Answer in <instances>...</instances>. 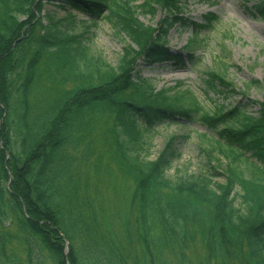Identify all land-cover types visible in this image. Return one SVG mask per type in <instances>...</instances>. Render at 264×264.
I'll use <instances>...</instances> for the list:
<instances>
[{"label": "trees", "instance_id": "16d2710c", "mask_svg": "<svg viewBox=\"0 0 264 264\" xmlns=\"http://www.w3.org/2000/svg\"><path fill=\"white\" fill-rule=\"evenodd\" d=\"M58 1L93 20L105 18L128 42L112 66L84 44L82 35L69 33L75 21L68 27L56 21L42 24L39 34L20 41L27 25L20 19H29L40 0H0V264L125 261L120 244L102 234L94 196H81L79 181L65 191L66 175L75 161L69 147H79L104 116L112 118L113 146L138 186L139 220L145 230L152 227L160 207L166 219L161 239L167 248L174 246L187 224L200 227L191 214L205 215L209 225L200 227L201 236L211 256L218 255L225 264L232 249L244 250L247 264H264V103L257 116L249 113L247 105L208 113L183 83L155 91L138 71L139 61L148 67L173 64L181 70L188 68L187 60L198 68L192 47L174 51L168 45L169 34L187 26L201 33L213 27L217 16L209 13L199 25L184 15L191 0H144L139 6L142 14L154 16L156 6L163 10L154 28L142 23L135 7L123 0ZM249 10L264 20V0ZM31 43L32 53L26 56V45ZM48 54L64 68L61 82L71 86L42 106L41 100L32 101V94L38 66ZM218 80L224 82L209 71L202 78L213 91ZM200 121L222 141L227 183L213 188L212 177L203 173L194 176L190 187L168 179L167 171L181 157L174 144L189 140L190 133L170 135L155 161L143 159L152 144L149 131L169 126L186 129ZM164 188L176 193H164ZM234 194L241 206L235 204ZM11 225L16 228L13 233ZM12 241L23 247L22 260L9 250Z\"/></svg>", "mask_w": 264, "mask_h": 264}, {"label": "rangeland", "instance_id": "374dc122", "mask_svg": "<svg viewBox=\"0 0 264 264\" xmlns=\"http://www.w3.org/2000/svg\"><path fill=\"white\" fill-rule=\"evenodd\" d=\"M123 1L135 7L142 23L157 27L163 16L161 6H156V14L151 16L140 11L139 6L144 0ZM257 2L258 0H191L184 11L188 22L203 24L209 13L217 16V22L211 29L201 33H196L191 26L173 29L168 37V45L174 51H184L191 46L198 68H192L187 60L188 68L181 70L174 69L173 64L148 67L139 61L140 75L152 82L155 91L183 83L185 88L194 92L208 113L247 105L250 114L259 115L260 105L264 103V20L249 10ZM20 20L27 24L20 41L39 34L42 24L56 21L59 25L68 27V22L75 21L76 26L70 28L69 33L82 35L84 44L91 46L96 55L112 66L117 64L128 42L105 18L93 20L91 16L77 12L69 4L58 0H40L33 8V15L29 19L23 17ZM93 21L96 22L95 25ZM31 45L32 43L26 45V56L32 53ZM88 53L91 55L90 51ZM63 71L64 68L56 64L49 54L42 58L32 94L34 103L39 104L41 100V105L45 106L47 99L50 103L58 93L71 86L70 83L61 82L60 75ZM208 71L224 79V82H215L217 91L208 89L202 81ZM255 81L260 84L251 85ZM111 126V117H101L93 133L79 147H69L70 155L75 156V161L73 165L70 164L66 175L69 183L65 191H71V184L79 181L81 196H94L103 236L116 240L125 253V261L117 264H223L224 260L218 255L211 256L210 247L201 236L200 227L209 225V219L205 215L191 214V220L194 218L198 222L196 225L200 227L187 224V230L181 231L174 246L169 245L167 248L161 239L166 234L163 226L166 227V219L160 207L157 217L153 218L154 223L151 222L152 227L144 229L139 220L140 192L136 182L124 170L122 159L113 146V134L109 131ZM184 132L191 134L190 139L174 144V148L180 150L181 157L167 171L168 179L175 184L190 187L193 186L194 176L203 173L212 177L213 188L216 184L227 183V178L223 175L227 161L221 155L224 146L219 143L221 140L217 133L207 128L202 121L191 123L186 129L169 126L149 131L152 144L143 159L155 161L164 149L168 137ZM145 138L148 139L147 136ZM162 192L176 193L168 188H164ZM234 195L235 204L241 206L239 197ZM165 204L166 201H163L162 206ZM150 208L147 209L148 222L151 218ZM9 228L11 233L16 231L14 225ZM143 236L149 239L148 247ZM68 249L66 247L67 252ZM9 250L20 260L25 257L19 242L12 241ZM232 251L231 258L225 264H247L244 250Z\"/></svg>", "mask_w": 264, "mask_h": 264}]
</instances>
